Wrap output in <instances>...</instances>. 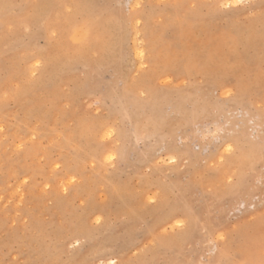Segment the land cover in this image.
Instances as JSON below:
<instances>
[{"label": "rangeland", "instance_id": "obj_1", "mask_svg": "<svg viewBox=\"0 0 264 264\" xmlns=\"http://www.w3.org/2000/svg\"><path fill=\"white\" fill-rule=\"evenodd\" d=\"M229 2L0 0V264H202L220 258L221 234L234 255L251 259V243L259 258L260 144L227 94L249 88L261 104L264 0L217 7ZM56 5L104 6L99 52L71 68L50 39L2 27L7 15L56 29ZM223 125L254 144V160L227 151L213 135ZM241 172L252 189L231 191Z\"/></svg>", "mask_w": 264, "mask_h": 264}, {"label": "snow or ice", "instance_id": "obj_2", "mask_svg": "<svg viewBox=\"0 0 264 264\" xmlns=\"http://www.w3.org/2000/svg\"><path fill=\"white\" fill-rule=\"evenodd\" d=\"M13 7L12 5H5V8ZM18 8V15L24 16V6H15ZM61 13V22L58 28H49L45 31L43 28L39 27L37 24L33 23L31 20L25 18L23 22H18L17 19L9 18L7 15L3 19L2 27L4 30L12 31L17 27L21 28L24 32L33 34H38L43 40H51L49 47L53 49L60 50V63L63 64L66 68H71L75 65V62L78 61L81 57L89 55L95 48L99 52L97 46L96 37L99 34V31L103 28L105 22V16L102 11L99 9L104 6L97 5H81L82 8L93 9L94 11L89 15L88 13H73L72 7L67 5H56L54 6ZM140 7V5H137ZM163 9H172L177 7H182L181 5H161ZM191 9H196V4L187 5ZM200 7H205L201 5ZM217 7L227 8V9H245L247 11L255 12L256 6L251 3V0H233L223 5H217ZM261 9V18L264 20V2L260 5ZM261 38L262 44H264V27L261 28ZM143 55V53H141ZM35 59V57H32ZM35 76V73L32 74ZM30 86L35 87L37 83L35 80L31 81ZM18 85L8 84L6 82L5 88L10 93H15ZM144 95V93H141ZM228 97L232 100L234 104H240L248 108L249 116L248 121L253 127L251 128L253 140H259L260 144V156L261 159L258 164H253L252 167H259L262 170V178L259 182V195L255 191H251V195L257 196L261 200V206L258 211L261 214L260 217V243H259V258L255 256V245H249V251L253 253L251 259H243L240 255L233 254V249L227 246L228 238L221 234L218 237L219 241H222L223 252L219 259H214L210 261L202 262V264H264V91L261 92V104L257 110L256 105L252 99V92L249 88L241 87L238 89L237 93L228 92ZM212 104H227L228 101L220 100L219 97H216L215 100L211 101ZM243 110V108H241ZM209 115H211V110L209 109ZM258 117V119H257ZM238 127V125H237ZM247 127V126H246ZM109 129V125H97V132L105 134V139L111 138L114 136V132ZM258 134V135H257ZM213 135L222 140L223 144H227V151L229 153H234L243 160H254V144L248 143L245 140L241 139L238 135H234L233 129L230 126L223 125L217 127ZM108 161H113L115 157L108 156ZM230 186L231 191H235L237 188L243 191H250L252 189V174L249 172L245 174L241 172L240 175H233L227 181ZM151 203L155 204V201ZM254 217L255 209L252 213H249ZM187 218V217H186ZM97 224H100L101 221L97 219ZM176 227L184 229L188 227L183 220H178ZM79 245V239L77 238L76 247ZM47 264H54V262L49 261ZM59 264H64L63 261H60ZM69 264H79V261H71ZM111 264H116V261H111ZM148 264H168L167 261H149Z\"/></svg>", "mask_w": 264, "mask_h": 264}, {"label": "bare ground", "instance_id": "obj_3", "mask_svg": "<svg viewBox=\"0 0 264 264\" xmlns=\"http://www.w3.org/2000/svg\"><path fill=\"white\" fill-rule=\"evenodd\" d=\"M141 52V51H140ZM140 52H139V54H140ZM140 56V55H139ZM137 57V56H136ZM177 225V224H176Z\"/></svg>", "mask_w": 264, "mask_h": 264}]
</instances>
